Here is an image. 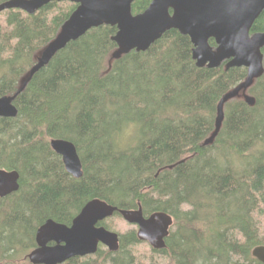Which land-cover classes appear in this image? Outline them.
I'll list each match as a JSON object with an SVG mask.
<instances>
[{
  "label": "trees",
  "instance_id": "obj_1",
  "mask_svg": "<svg viewBox=\"0 0 264 264\" xmlns=\"http://www.w3.org/2000/svg\"><path fill=\"white\" fill-rule=\"evenodd\" d=\"M148 4L135 0L132 12ZM75 7L0 12V96L17 92ZM115 32L101 25L67 43L15 96L16 116L0 117V168L19 173L18 190L0 197V264H31L38 226L69 225L92 198L169 213L164 248H151L168 264H262L251 251L264 245V73L246 90L253 105L239 95L225 102L208 141L220 98L247 69L197 67L189 37L175 29L113 59ZM254 32H264V9ZM51 138L75 145L80 177L66 172ZM118 234L116 251L99 245L60 264H135V230Z\"/></svg>",
  "mask_w": 264,
  "mask_h": 264
},
{
  "label": "water",
  "instance_id": "obj_2",
  "mask_svg": "<svg viewBox=\"0 0 264 264\" xmlns=\"http://www.w3.org/2000/svg\"><path fill=\"white\" fill-rule=\"evenodd\" d=\"M52 1H69L76 4L74 10L61 25L59 32L38 54L36 63L23 79L13 95L0 96V117H15V96L24 88L31 76L47 64L56 52L67 43L78 39L88 30L101 25L116 27L113 40L116 49L113 59L135 51H145L166 31L177 30L187 35L193 45L192 59L197 67H245L246 78L226 92L217 104L215 130L211 141L220 129L225 102L242 96L253 105L254 98L246 93L253 81L264 73V32L251 33V27L264 9V0H254L243 16L237 15L227 0H149L146 9L133 13L135 0H8L0 4V12L20 9L32 14ZM214 41V46L209 40ZM51 149L61 157L66 172L73 177L82 175L81 161L75 145L66 139L51 138ZM19 188V173L0 168V197ZM118 212L127 222L136 226L139 241L147 242L153 249L165 246V239L173 225V217L164 211L144 215L138 203L135 209L119 208L100 198L87 201L73 217L69 225L47 219L35 232L36 246L26 258L31 264H60L75 256L95 253L99 245L110 251L119 247V234L100 224ZM252 255L264 264V245L252 249Z\"/></svg>",
  "mask_w": 264,
  "mask_h": 264
},
{
  "label": "rangeland",
  "instance_id": "obj_3",
  "mask_svg": "<svg viewBox=\"0 0 264 264\" xmlns=\"http://www.w3.org/2000/svg\"><path fill=\"white\" fill-rule=\"evenodd\" d=\"M126 136V135H125ZM127 136L125 137L126 141ZM104 223L108 228L117 233H125L130 229H136V226L124 220L121 216H110L104 220ZM102 248L106 249L102 245ZM133 252L136 256L135 264H168V260L161 254L153 253L151 247L147 242H139L133 248Z\"/></svg>",
  "mask_w": 264,
  "mask_h": 264
},
{
  "label": "clouds",
  "instance_id": "obj_4",
  "mask_svg": "<svg viewBox=\"0 0 264 264\" xmlns=\"http://www.w3.org/2000/svg\"><path fill=\"white\" fill-rule=\"evenodd\" d=\"M254 0H227L229 7L239 16L248 12Z\"/></svg>",
  "mask_w": 264,
  "mask_h": 264
},
{
  "label": "flooded vegetation",
  "instance_id": "obj_5",
  "mask_svg": "<svg viewBox=\"0 0 264 264\" xmlns=\"http://www.w3.org/2000/svg\"><path fill=\"white\" fill-rule=\"evenodd\" d=\"M149 3H150V1H149ZM148 5H149V4H148ZM147 7H148V6H147ZM147 7H146V8H147ZM146 8H145V9H146ZM142 11H143V10H142Z\"/></svg>",
  "mask_w": 264,
  "mask_h": 264
},
{
  "label": "bare ground",
  "instance_id": "obj_6",
  "mask_svg": "<svg viewBox=\"0 0 264 264\" xmlns=\"http://www.w3.org/2000/svg\"><path fill=\"white\" fill-rule=\"evenodd\" d=\"M142 210H143V208H142ZM134 225V224H133ZM256 259V258H255Z\"/></svg>",
  "mask_w": 264,
  "mask_h": 264
}]
</instances>
